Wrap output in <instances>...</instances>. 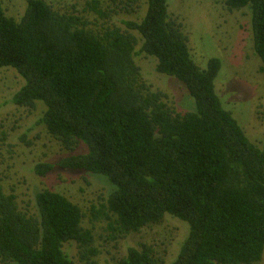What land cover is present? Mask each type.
I'll return each instance as SVG.
<instances>
[{
    "label": "trees",
    "instance_id": "16d2710c",
    "mask_svg": "<svg viewBox=\"0 0 264 264\" xmlns=\"http://www.w3.org/2000/svg\"><path fill=\"white\" fill-rule=\"evenodd\" d=\"M215 1L231 11L248 10L264 72V0ZM137 3L130 0V7ZM144 3L143 18L124 22L123 29L112 20L128 5L112 10L89 2L97 16L89 22L45 0H27L16 19L0 0V69L12 68L24 80L12 102L30 111L43 104L39 123L64 149L56 163L37 165L36 174L82 172L113 187L85 214L48 189L22 205L16 186L0 179V264H96L101 247L167 215L189 225L172 264L262 261L264 138L253 143L225 108L216 89L221 60L211 58L206 68L195 62L168 0ZM137 56L155 58L156 71L179 81L194 109L170 107L144 79ZM100 223L106 227L103 246L95 235ZM68 244L77 246L79 263L65 251ZM108 264L165 262L153 246L141 244Z\"/></svg>",
    "mask_w": 264,
    "mask_h": 264
},
{
    "label": "rangeland",
    "instance_id": "374dc122",
    "mask_svg": "<svg viewBox=\"0 0 264 264\" xmlns=\"http://www.w3.org/2000/svg\"><path fill=\"white\" fill-rule=\"evenodd\" d=\"M45 1L62 13L75 14L89 22L97 18L87 5L95 0ZM96 1H100L103 8L112 10L128 5L127 12H121L112 20V25L123 29H126L124 22H138L146 12L144 0H135L138 2L135 10L130 7V0ZM168 2L172 17L182 23L184 32L189 37L195 62L206 68V63L211 58L221 60L222 70L216 82L217 92L225 108L233 113L249 139L260 144L264 138V72L261 71V60L254 52L248 10L231 11L215 0ZM26 5L27 0H4L7 14L16 19L24 14ZM139 48L140 46L136 49L137 52ZM135 59L146 82L154 91L165 94L170 107L178 113L194 109L193 100L186 94L183 85L175 78L156 71L155 58L137 56ZM23 85L24 80L15 70L0 69L1 183L16 186L22 205L30 201L35 193L48 189L64 195L78 205L83 213L88 214L92 207H99L105 202L113 187L104 177L82 172L55 168L46 177L36 174L37 165L56 163L63 156L64 149L39 123L45 110L43 104H38L37 109L31 111L13 104L14 95ZM85 226H90L87 220ZM105 231V224L95 226L99 246H103ZM188 232L187 223L167 215L158 225L127 235L117 243L104 245L95 262L113 263L116 259L125 257L130 248L148 244L155 248L165 264H172ZM65 251L79 263L76 245H66ZM258 264H264V256Z\"/></svg>",
    "mask_w": 264,
    "mask_h": 264
}]
</instances>
